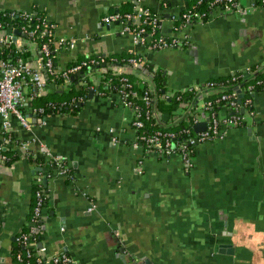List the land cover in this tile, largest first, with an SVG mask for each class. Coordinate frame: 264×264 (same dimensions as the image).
<instances>
[{"label":"crops","instance_id":"crops-1","mask_svg":"<svg viewBox=\"0 0 264 264\" xmlns=\"http://www.w3.org/2000/svg\"><path fill=\"white\" fill-rule=\"evenodd\" d=\"M192 1L0 0V8L38 11L55 23L57 36L76 38L73 49L55 55L58 67L77 56L135 53L163 71L169 91L264 64V5L245 14L215 7L207 21L176 29ZM131 2V9L147 7L159 16L163 36H186L188 45L153 50L121 33L119 23L101 22ZM30 63L42 69L39 61ZM130 71L143 78V70ZM253 110L223 139L197 146L188 170L177 153L162 159L131 147L132 109L113 91L93 93L76 112L49 114L44 123L32 114L30 129L12 118V133L28 142L33 159L50 163L45 146L69 172L53 165L45 171L12 143L18 157L0 160V264H16L12 249L29 227L36 177L47 186L38 244L48 256L66 251L74 264L141 257L150 264H264V89L253 95Z\"/></svg>","mask_w":264,"mask_h":264},{"label":"built area","instance_id":"built-area-1","mask_svg":"<svg viewBox=\"0 0 264 264\" xmlns=\"http://www.w3.org/2000/svg\"><path fill=\"white\" fill-rule=\"evenodd\" d=\"M243 1L245 0H211L209 6L221 7L219 4H223L224 7H229L233 11L238 13H247L251 8L258 5H264V0H250V4L245 6ZM1 17H8L13 19L19 17L23 23L18 27L13 24L4 23L9 27L10 31H6L3 28V22L0 20V48L10 47L14 44V48L18 53L28 51L29 55L26 58L18 56L15 60L2 59L0 57V134L12 133L11 119H16L20 125L25 129L31 128L30 121L22 112L21 107L30 101L35 96L42 95L47 88V76L60 77L63 80H67L70 76L77 74L85 66H96L104 64V54L86 55L87 59L81 60L76 63H71L65 67H58L55 64L54 57L57 52L62 50L73 49L76 45V38L57 36L55 33L56 25L53 22L48 21L44 16L37 15L34 10L25 9H9L8 12L5 9L0 8ZM124 19L120 20L121 33H129L133 38L135 44L145 45L153 50L171 49V48H184V45H188L186 36L179 37L173 35L171 37H165L160 32V18L159 16L147 7L137 6L132 13H126L122 16ZM211 17L210 13L193 12L191 7H187L178 17L180 19L178 28H187L196 22L207 21ZM121 16L118 13L105 14L101 17V22L104 25H110L115 23ZM34 22V27L31 28L29 22ZM148 26V29L144 27ZM18 30V31H17ZM19 33V34H18ZM145 35L143 36V34ZM156 33V37L153 35ZM35 37H45L46 39L39 43L34 40ZM185 46V47H186ZM34 47V50L32 49ZM39 61L42 65V69H37L32 66L31 61ZM73 61V60H72ZM145 60L142 57H131L128 59V63L134 65L138 64L143 66ZM258 66H264L259 64ZM256 66V67H258ZM120 67V70L118 68ZM255 67V68H256ZM103 67H99L98 72L91 74L88 79L89 90L94 91L99 96H103L100 91L96 90V85L104 78L101 72ZM105 68V67H104ZM113 73H125L126 67L120 66L115 63L111 67ZM240 72V75L237 73ZM256 69L246 67L242 71H236L232 73L227 83H221L217 87H214L213 83L209 80L203 82L199 86H189L181 90H191L198 95H208L210 92L222 91L218 98L214 100L216 103L221 104L219 111H210L213 105V100H199L194 101L193 105L188 106V113H190L191 119H186L188 124L194 125L199 122L205 123V128L201 131L195 132L194 135L189 136L184 143L175 145L173 139L177 136L172 131L155 130L153 132H144V122L141 118V114L144 113L146 118L149 115L154 117L153 112H142L140 107L133 103L132 99L137 96L136 91H128L126 88L130 87V83L124 82L122 86L113 90L118 95L121 102L132 109V117L130 119V125L134 129V138L131 142V147L138 149L146 154H153L159 158L166 159L171 155L177 153L182 159L183 166L186 170L192 167L194 152L197 146L213 140H220L225 137L226 131L232 127H238L246 124L247 119L252 118L253 110V95L256 93L255 85L264 83V78L255 80L253 83H247L245 89L248 92V96L242 100H238V94L242 93V86L239 80L242 82L252 78ZM95 75V76H94ZM120 80H124L122 77ZM107 83V82H105ZM79 85L87 86V82L80 81ZM232 86L230 91H227V87ZM149 89L150 86H149ZM148 90L144 92L143 99L146 104L149 103ZM186 104L182 103L184 107ZM194 106V107H193ZM191 107H193L192 110ZM241 109L243 111L241 112ZM43 108H32L31 112L36 116V113L42 112ZM184 110H179L178 114H183ZM40 119L41 123H44V119ZM109 133H113V128H108ZM180 132L189 133V129H183ZM34 139H32L33 141ZM112 142H117L115 137L112 138ZM28 142L19 140L16 143V147L25 157L30 154V150L27 148ZM1 148V147H0ZM42 152L50 163L53 164V168H56L59 173L68 174V168L62 162V160L56 156H53L49 149L42 146ZM6 157L0 154V160L4 161ZM142 160H138L136 168H140ZM37 182L41 183V177H37ZM44 195V197H43ZM47 196L45 189L40 186L36 192V202L34 207V216L30 219L29 234H35L39 231L43 220V198ZM94 209V204L91 202L88 211ZM39 218V220L37 219ZM28 233L19 232L16 236V240L21 242L25 247L26 256L35 257V264H74L70 255L66 251H62L55 255H46L45 248L40 246L36 239L27 241ZM17 259L21 260V256L18 253Z\"/></svg>","mask_w":264,"mask_h":264},{"label":"trees","instance_id":"trees-1","mask_svg":"<svg viewBox=\"0 0 264 264\" xmlns=\"http://www.w3.org/2000/svg\"><path fill=\"white\" fill-rule=\"evenodd\" d=\"M211 0H193L191 4H189L188 7L192 8L193 12H204V13H210L216 5L213 7L209 6V2ZM133 2L130 4H127L128 7L126 9H119L116 12L118 13L121 18L115 21V23H119L120 20L124 19L122 16L126 13H132L134 12V9L132 7ZM221 7H224L223 4H219ZM6 12L9 11V9H5ZM35 11V10H34ZM37 15H42V13H39L36 11ZM3 22V28L6 29V31H10L9 27H7L6 24H13L16 27L19 28V26L23 23V21L19 17H14L13 19H9L8 17H1L0 19ZM180 19H178L174 26L178 25L180 23ZM36 21L29 22V25L31 28L34 27V23ZM146 29H148L147 25H144ZM18 31V30H17ZM19 34V33H18ZM145 33L143 34V36ZM156 37V33L153 35V38ZM46 38L45 37H35L34 40L38 41L39 43L43 42ZM184 45L183 47H185ZM29 55L28 51L23 53H18L16 49L14 48V44L10 47H2L0 48V57L2 59H10L15 60L18 56H21L23 58H26ZM91 57L95 54H90ZM131 57H140L139 55L135 53H122L119 55H106L104 57V64L103 65H96V66H84L80 72L77 74L79 77L75 80H71L70 78L67 80H63L60 77H53L51 75L47 76V88L46 91L40 95L33 97L30 101H27L25 105L21 107L22 112L25 114V116H31L32 108H39L42 107L43 111L36 113V116L38 118H45L47 115L52 113H61V112H76L81 105L89 98V93L92 94L94 91L89 90V82L88 79L91 76V74H94L98 72L99 67H105L107 71L105 73H102L103 77L99 83L96 85V90L100 91V93L104 96L108 93H110L113 90L119 89L124 82L130 83V87L126 88L128 91H136L137 96L132 99L133 103L136 104L138 107H140L142 112L149 111L153 112L154 117L149 115V118H146L145 114H141V118L144 122L143 130L144 132H153L155 130H161L163 132L165 131H172L177 134V136L173 139V143L175 145L184 143L186 139L195 134V130L193 128V125L188 122H186V119L190 120V113H188V106L193 105L194 101L198 99V97H201L200 100H213V105L211 106L210 111H219L221 104L225 103H216L214 100L219 97L221 94L220 91H214L210 92L208 95L200 96L196 94L194 91L191 90H176V91H169L166 87V80L165 75L163 71L159 68H154L152 64L145 61L143 63V69L148 70L149 75H143V78H139V76L135 75L132 71H130L132 68H134V65L128 63V59ZM87 59L86 56H77L73 61H71L68 65H71V63H76L81 60ZM115 63H118L122 67L128 68L125 73H113L111 67ZM253 65L251 66L252 69H256V72L253 74L254 76L252 78H249L248 80L240 81L242 86V100L246 96H248V92L245 89V86L247 83H253L257 79L264 78V66H258ZM258 66V67H256ZM93 68L92 71L88 72V68ZM256 67V68H255ZM241 73L238 72L237 75H240ZM76 75V74H75ZM71 77V76H70ZM122 77H124V80H120ZM230 79V76L217 78V79H210L214 85V87H217L221 83L225 86L229 85L227 83ZM80 81H85L88 83L87 86L79 85ZM107 82V83H105ZM149 86L151 89H149ZM255 90H262L264 89V83L260 85L254 86ZM148 96H149V103L146 104L143 95L146 90H148ZM232 89V86L227 87V91H230ZM182 103H185L186 105L183 107ZM188 105V106H187ZM194 107V106H193ZM191 107L190 110L193 109ZM179 110H184L183 114H178ZM177 116L176 118H174ZM183 129H189V133L180 132ZM3 142L0 146V154L4 155L6 158L4 159V163L10 164L18 157V152L15 147H13L12 143L15 144L19 142V139H17L16 135L14 133H1ZM27 159L30 161H35L36 164L39 163V166L44 167L45 171L46 169L53 165L52 163H47L43 158H35L33 159V155L30 153L27 155ZM37 177L34 180L33 183V202L32 206L29 212L28 219L30 220L34 216V207L36 202L35 192L36 190L42 186L45 189L46 187L44 184L39 183L36 181ZM47 194V193H46ZM44 197V195H43ZM46 203V197L43 198V205ZM39 220V218H37ZM29 227H27L24 231L25 233H28ZM41 232V227L39 228V231L35 234H29L28 233V239L27 241H31L33 239H36V241H39V235ZM20 254L21 260L17 259V254ZM12 258L13 261H15L16 264H35V257L32 256H26L25 254V247L23 244L16 240L15 238V245L12 249Z\"/></svg>","mask_w":264,"mask_h":264},{"label":"water","instance_id":"water-1","mask_svg":"<svg viewBox=\"0 0 264 264\" xmlns=\"http://www.w3.org/2000/svg\"><path fill=\"white\" fill-rule=\"evenodd\" d=\"M134 68H137V69H140V70H143V73H144V75H149V72H148V70H146V69H143V67H142V65L141 64H138V65H136ZM92 67L91 68H88L87 69V71L88 72H90V71H92ZM118 70H120V67L118 68ZM107 71V69L106 68H102L101 69V72L102 73H105ZM79 75H84V73H82V74H76V75H72L71 77H70V79L73 81V80H75V79H77L78 77H79ZM241 96H242V94L241 93H239L238 94V100H240V98H241ZM90 97H92V93L90 92L89 93V98ZM201 99V97H198V99L196 100V102H198L199 100ZM243 111V109H241V112ZM177 116H175L174 118H176ZM27 120L28 121H31V118L29 117V116H27ZM33 120H36L35 118H33ZM39 121H40V119H38ZM193 128H194V130L196 131V132H198V131H201V130H203L204 128H205V123L204 122H199V123H196V124H194L193 125ZM44 182H46V179L44 180ZM42 222H43V225L41 226V228H44V221L42 220ZM41 246V245H40ZM129 264H150L149 263V261H147V259L145 258V257H141L140 259H134V260H132V261H130V263Z\"/></svg>","mask_w":264,"mask_h":264},{"label":"rangeland","instance_id":"rangeland-1","mask_svg":"<svg viewBox=\"0 0 264 264\" xmlns=\"http://www.w3.org/2000/svg\"><path fill=\"white\" fill-rule=\"evenodd\" d=\"M95 76V75H94Z\"/></svg>","mask_w":264,"mask_h":264}]
</instances>
